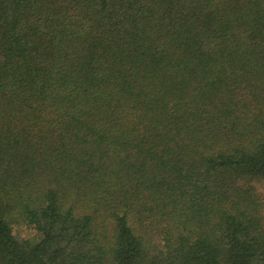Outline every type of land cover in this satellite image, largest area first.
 I'll use <instances>...</instances> for the list:
<instances>
[{"label": "trees", "instance_id": "obj_1", "mask_svg": "<svg viewBox=\"0 0 264 264\" xmlns=\"http://www.w3.org/2000/svg\"><path fill=\"white\" fill-rule=\"evenodd\" d=\"M256 184L264 0H0V264H264Z\"/></svg>", "mask_w": 264, "mask_h": 264}, {"label": "rangeland", "instance_id": "obj_2", "mask_svg": "<svg viewBox=\"0 0 264 264\" xmlns=\"http://www.w3.org/2000/svg\"><path fill=\"white\" fill-rule=\"evenodd\" d=\"M254 187H255V191H256L255 194L257 195L259 202H261L264 205V185L256 184V185H254ZM263 217H264V211H263ZM29 234H28V231L24 230V232H23L24 236L29 235L28 236L29 238L31 235L34 236V232H30ZM23 235L21 234V236H23Z\"/></svg>", "mask_w": 264, "mask_h": 264}]
</instances>
